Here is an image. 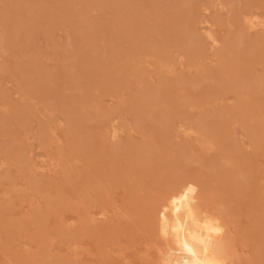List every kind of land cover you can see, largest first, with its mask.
<instances>
[{"label": "rangeland", "instance_id": "obj_1", "mask_svg": "<svg viewBox=\"0 0 264 264\" xmlns=\"http://www.w3.org/2000/svg\"><path fill=\"white\" fill-rule=\"evenodd\" d=\"M188 184L264 264V0H0V264H158Z\"/></svg>", "mask_w": 264, "mask_h": 264}, {"label": "clouds", "instance_id": "obj_2", "mask_svg": "<svg viewBox=\"0 0 264 264\" xmlns=\"http://www.w3.org/2000/svg\"><path fill=\"white\" fill-rule=\"evenodd\" d=\"M199 189L188 184L170 196L158 213V264H232L221 220L197 205Z\"/></svg>", "mask_w": 264, "mask_h": 264}, {"label": "bare ground", "instance_id": "obj_3", "mask_svg": "<svg viewBox=\"0 0 264 264\" xmlns=\"http://www.w3.org/2000/svg\"><path fill=\"white\" fill-rule=\"evenodd\" d=\"M250 19L253 20L254 18L252 19V17H251ZM251 20H250V21H251ZM250 21L248 20L249 23H250ZM254 21H255V20H254ZM245 23H246V22H245ZM254 23H255V22H254ZM209 35H210V34H209ZM209 35H208V36H209ZM211 37H212V36H211ZM209 38H210V36H209ZM211 40H212V38H211ZM213 41H214V40H213ZM111 136H112V135H111Z\"/></svg>", "mask_w": 264, "mask_h": 264}]
</instances>
